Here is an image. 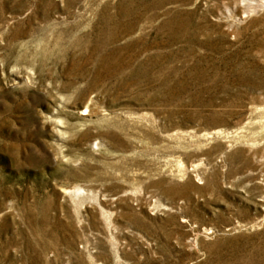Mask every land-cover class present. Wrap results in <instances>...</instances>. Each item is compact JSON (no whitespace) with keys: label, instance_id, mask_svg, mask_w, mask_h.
I'll use <instances>...</instances> for the list:
<instances>
[{"label":"rangeland","instance_id":"rangeland-1","mask_svg":"<svg viewBox=\"0 0 264 264\" xmlns=\"http://www.w3.org/2000/svg\"><path fill=\"white\" fill-rule=\"evenodd\" d=\"M0 264H264V0H0Z\"/></svg>","mask_w":264,"mask_h":264}]
</instances>
